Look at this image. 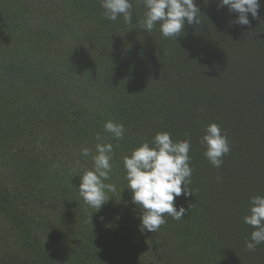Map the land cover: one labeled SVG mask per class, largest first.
<instances>
[{
	"label": "trees",
	"instance_id": "16d2710c",
	"mask_svg": "<svg viewBox=\"0 0 264 264\" xmlns=\"http://www.w3.org/2000/svg\"><path fill=\"white\" fill-rule=\"evenodd\" d=\"M65 1L31 3L58 11ZM207 4L217 17L220 12L217 25L238 18V14L227 12L226 6L218 9L217 0H208ZM104 19L102 30L99 22L81 36L84 49L77 51L84 53L94 68L104 67L103 72L96 71L100 91L122 82L121 88L111 89L120 91L112 99L126 119L122 139H115L101 126L93 131L88 128L100 119H93V114L104 112L94 106L93 90H86L87 97L80 98L69 82L58 93L51 92L33 60L23 58L18 62L12 56L0 57V264H232L227 262L229 258L234 264H248L234 258L249 253L245 242L254 229L243 219L249 214V200L264 196V14H248L249 20L262 26L255 28L253 35L260 55L251 70L256 72L261 109L251 115L252 109L245 108L253 93L247 88L237 96L240 113L226 114L222 119L217 115L206 121V113L216 115L221 94L211 108L213 99L195 98L193 102L195 95L182 86L186 68L192 63L187 49L193 50L200 43L202 47L209 45L201 23L185 22L180 36L172 37L174 58L163 64L157 57L164 47L153 35H135L127 23L126 30L121 17L107 19V23ZM233 24L236 34L247 35L246 25ZM148 56L155 58L149 60ZM23 91L32 99L16 102L13 107L15 93ZM100 102L104 105L103 100ZM211 123L225 130L231 148L219 168L204 156L205 147L200 143L205 127ZM246 129L256 136L252 143L257 162H250L252 155L237 145ZM158 132L169 133L173 142H190L192 194L186 199L201 201L192 216L177 221L165 214L166 223L156 232L141 233L142 211L132 202L130 189L115 197L114 204L105 202L99 210L84 203L78 189L80 176L94 166L89 155H82V149L111 143L113 152L120 150V155L125 152L130 156L142 143L151 144ZM113 161L111 158V166ZM201 175L204 179L199 180ZM54 177L59 184H53ZM178 238L183 241L177 242ZM211 243L221 256L212 253ZM249 264H264V246Z\"/></svg>",
	"mask_w": 264,
	"mask_h": 264
},
{
	"label": "rangeland",
	"instance_id": "374dc122",
	"mask_svg": "<svg viewBox=\"0 0 264 264\" xmlns=\"http://www.w3.org/2000/svg\"><path fill=\"white\" fill-rule=\"evenodd\" d=\"M130 2L133 5L132 21L131 24L127 23V25L134 28L135 31H132L136 33L135 35L139 36L143 32L153 35L156 42L164 47L162 48L163 53L157 58H161L160 60L163 61V64H166V61L172 60L171 56L174 58L175 54L172 38H164L161 35L159 24L151 32L142 30L139 21L144 19L146 11L144 4L142 0H130ZM195 3L200 10V23L205 29L206 41H208L209 45L202 47V43H200L195 45L193 50L191 48L187 49L191 52L190 60L192 63L190 67L186 68L187 73L182 86L185 90L191 91L192 96L195 95V97H192L193 102L195 98L213 99L211 108L216 103L217 95L221 94L222 101L216 106L214 112L216 115L211 113L208 115L206 113L204 115L205 121L215 118L217 115L222 119L223 117L225 118L226 114L240 113L242 109H237L238 107L236 106L237 101L240 100L237 96L241 97L247 88L251 89L253 93L250 92V99L246 102L245 108L250 107L252 109L250 114L254 115L261 109L259 102H262V100L256 94L258 91V89H255L258 86L256 72L252 73L251 71L254 67V62L258 61L255 58L260 55L258 46L254 44L253 35L255 28L258 29L259 26H262L258 21L249 20V25L244 27L247 35L236 34V26L233 23L224 21L217 25V21H220V12L218 13L219 17H217L212 6L207 4L208 0L206 2L205 0H195ZM259 3L258 16L264 14V0H259ZM103 11L100 6V0H67L61 4L58 11L43 5L35 7L32 5L31 0H0V57L4 55L5 57L12 56L18 62L23 58L33 60V63L40 68V76L43 83L51 92L58 93L59 89L69 82L73 83L70 88L75 90L80 98L87 97L85 95L86 90H93L95 92L92 97L94 106L97 107V110L103 109L105 113L97 112L93 114V119L98 116H100V119L96 120L95 123L91 122L92 126L88 124V128L92 131L98 126L104 127L105 122H107L106 115L114 123L124 124L126 122L122 111L112 99V96L115 94L117 97L120 91L111 90L118 86L121 88L122 82H118L107 88V90L100 91L99 81L95 79L96 71L103 72L104 67L94 68L86 61L84 53L82 55V52L78 53L77 51L78 49H84V45L80 43L82 35L88 34L90 30L96 28L99 22V28L101 27L102 30ZM226 11H229L228 8ZM236 14L238 13L233 12L231 15L236 16ZM40 21L42 22L36 26ZM104 22L107 23L106 18ZM262 23L264 26V19ZM124 24L125 29L128 30L129 28L125 22ZM32 30L34 32H31ZM196 34L202 35L200 32H196ZM123 41L125 42V39ZM170 49L172 50V55ZM154 58L153 56H148L147 59L151 60ZM196 65L199 66L198 70ZM109 75L103 74L107 78H109ZM88 82L93 85L88 84ZM74 85L75 87H73ZM26 95L27 93L24 91L19 95L15 93L16 97L12 106L16 107V102L20 103L32 99V95ZM101 100H103L104 105L101 104ZM221 130L222 132L225 131L224 129ZM241 134L243 135L239 137L240 140L237 145L241 148L245 147L247 154L252 155L250 162H257L259 158L255 155L252 143L256 136L253 133L251 134L248 129ZM96 154V149L90 150L88 160L93 163L92 157ZM124 154L125 152L120 155V150L111 154V158L114 159V166H111L110 178L104 183L115 185L116 190L114 192L106 190V197L109 199L108 203L114 204V198L120 197L128 189L123 178V176H126V171L123 167ZM54 175L58 177L57 173H54ZM118 176H120L121 181ZM198 179H204V177L201 175ZM52 180L53 184L58 183L57 178L54 177ZM56 186L58 185L56 184ZM185 199L186 197L183 198L182 196L175 198L174 205H178L175 206L177 210L181 206H185L184 208L187 211L184 217L192 216L193 212H196L200 206L201 201L199 199L193 201L194 197H191L184 202ZM194 203L197 204L194 205ZM182 241V238L177 239V242ZM263 246L264 243H261L255 251H249L247 256H237L238 259L234 258V260L239 263L244 261L249 264V261H254ZM204 247L208 246L205 244ZM210 249L214 255L221 256V254L217 253V248L214 244H210ZM242 249L244 250L243 246ZM240 251L241 247L237 253H240ZM231 261L232 258L227 260V262L234 264Z\"/></svg>",
	"mask_w": 264,
	"mask_h": 264
},
{
	"label": "clouds",
	"instance_id": "9594fccd",
	"mask_svg": "<svg viewBox=\"0 0 264 264\" xmlns=\"http://www.w3.org/2000/svg\"><path fill=\"white\" fill-rule=\"evenodd\" d=\"M146 9L144 19L139 21L142 30L151 32L157 24L164 38L180 36L185 22L199 24V13L195 0H142ZM206 2V0H205ZM104 10L103 16L111 21L122 17L125 23L131 24L133 5L130 0H100ZM227 7L230 12L238 13L233 23L249 25L248 14L258 16L259 0H218L217 7ZM104 130L119 140L123 138L124 126L109 120L104 124ZM97 139H100L99 135ZM200 143L205 147L204 156L216 168L223 163V157L230 153V144L226 133H223L216 123L208 124ZM190 142L188 140L173 142L167 132H158L151 141L142 143L134 149L130 156L123 158L126 171L127 188L132 191V202L139 207L142 215L139 217L141 233L156 232L166 223L165 214L174 220H181L186 209L179 210L174 200L181 195L192 194L189 187L192 175L190 167ZM97 154L92 157L93 170H85L80 176L79 195L85 204L100 209L109 199L106 190L114 192L115 185L105 184L111 172V143H97ZM82 155H90L88 148L82 149ZM183 185V188H182ZM249 209L244 216V223L252 227L249 240L245 246L249 251H255L264 243V196H253L249 200Z\"/></svg>",
	"mask_w": 264,
	"mask_h": 264
}]
</instances>
